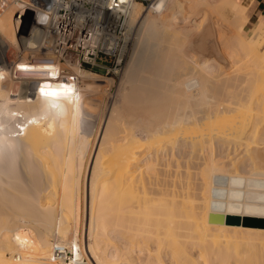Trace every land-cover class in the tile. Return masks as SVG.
I'll list each match as a JSON object with an SVG mask.
<instances>
[{
	"label": "bare ground",
	"instance_id": "1",
	"mask_svg": "<svg viewBox=\"0 0 264 264\" xmlns=\"http://www.w3.org/2000/svg\"><path fill=\"white\" fill-rule=\"evenodd\" d=\"M31 2L38 17L63 4ZM89 2L78 0V21L103 31L111 22L110 10L98 23L102 5L85 9ZM251 2L160 0L153 7L157 15L149 8L132 39L124 71L126 81L143 91L134 95L136 87H129L127 116L134 113L132 108L141 110L139 115L148 112L138 116L136 127L115 121L124 112L114 100L106 104L109 95L100 75L60 63L61 54L37 44L41 37L32 23L31 33L19 35L13 44L7 37L10 18L0 20V212L5 210L0 216L14 211L28 216L19 219L31 221L18 224L15 213V228L0 224V264H66L50 258L53 241L80 248L87 253V264H191L194 243L228 242L229 234L236 241L264 245V223L253 220L264 221L255 216L264 215V170L253 155L264 142V18L253 37L245 38L241 32ZM134 3L124 8L123 42L133 32L132 18V23L125 22ZM26 4L13 12L16 28L18 13L32 10ZM179 44L191 52L186 54L190 67L174 79ZM188 75L195 76L188 80ZM228 80L223 98L201 112H194L190 102L188 106L207 86ZM240 90L245 94L238 97L234 92ZM178 146L199 147L202 155L214 147L223 151L226 173L210 166L194 215L179 212L171 193L146 190L147 179ZM243 162L258 176L248 179L259 192H247V201L240 188L244 177L237 172ZM211 214L239 218L214 223ZM81 216L88 227L87 251L78 236ZM204 248L197 264H207ZM214 250L211 246L209 251Z\"/></svg>",
	"mask_w": 264,
	"mask_h": 264
},
{
	"label": "rangeland",
	"instance_id": "2",
	"mask_svg": "<svg viewBox=\"0 0 264 264\" xmlns=\"http://www.w3.org/2000/svg\"><path fill=\"white\" fill-rule=\"evenodd\" d=\"M32 0H0V20H7V19H11L12 21L9 22L11 24V31H9V33H7V37L10 39V41H12L13 44L17 43V39L19 37V35L21 36H26V33L28 32V29L32 23V17H31V13L29 12L28 14H25L22 16L21 21L19 23V25L17 26L18 28L14 27V15L13 12L20 10V7L27 5L26 3H30ZM160 0H137L134 3V10H132L131 14H130V18H128L126 20L125 23H132L131 21H133V32L131 33L130 39H128V41H125L122 43L121 47H120V54L121 55H116L115 57H112L111 60H109V58H103L101 57V59L99 57H93V56H88V57H84L81 53L80 50H77V52H63L62 55H60V63H63L65 65H70V66H77L81 69L87 70L89 72H94L98 75H100V77H102V80L104 81V84L106 85V92L109 95L108 98L106 99V104L108 103L109 100H114L115 102H117L119 105H121V111L122 113L124 112V114H119V117L116 118V122H118L119 125H127L128 127H136V125L138 124V121H141V118L143 115H145L146 113H148L147 111H145L146 113L144 114H140L141 118L138 117L140 116L138 113V110L135 106L136 109H131L132 112H134L133 114H129V116H127V108H126V104H125V97L127 96L126 92L129 91V87H136V83L135 85L133 84V81L129 82L131 84H129L124 76V71H125V66L127 65V59L129 56V51L131 48V44H132V39L133 37L136 35V31L138 29L139 23L141 22V20L144 18V16H146L148 14V10H150L149 8L151 7V12L154 11L153 7L156 6V3L158 5V2ZM153 5V6H152ZM155 5V6H154ZM158 10V9H157ZM226 10V9H225ZM154 15H157V13H159V10L152 12ZM12 14V15H11ZM11 15V16H10ZM132 18V20L130 21V19ZM17 29V30H16ZM254 33V31H252ZM250 32V30L248 28H245V30H243L241 33L245 36V38L247 39H251L253 37V33ZM247 36V37H246ZM46 41L43 42L44 44H41V40H39V42L37 43L38 45L41 44V46H47L50 48V50L52 51V40L49 38L45 39ZM48 40V41H47ZM47 42V43H46ZM40 43V44H39ZM176 47V46H175ZM173 47V48H175ZM175 56H176V61H175V66L173 67V71L175 72V76L173 77L174 79H177V75L181 77V74L184 72L183 69L190 67V63H188L187 60V56L186 54L191 53L189 51V48L185 47L184 45L179 44V47L177 46L175 48ZM177 53V54H176ZM16 55L19 57L20 53L18 54V52L16 53ZM120 62H116L117 59H120ZM184 58V59H183ZM82 59H87L88 62H84L82 61ZM80 64V65H79ZM183 70V71H182ZM182 71V72H181ZM180 74H179V73ZM192 75H188V80L190 79L189 77ZM195 76V75H194ZM192 76V78L194 77ZM179 78V77H178ZM232 78V77H230ZM191 80V79H190ZM220 82V81H219ZM218 86H215L213 84L207 86L208 90H204L202 91L200 95L197 96H193L191 97V99L188 102H190V108L192 110H194V112H201L203 111L207 106L211 105L212 103H214L215 101H217L218 99H221L224 97V95H227V91L226 89L229 88V86L231 85L229 80H228V84L227 81H223V83L220 85L218 84V82H216ZM131 85V86H130ZM223 85V86H222ZM138 87V88H137ZM136 89H134L135 93H133L134 95L138 94L136 93L137 91L143 92L142 90H140L141 87H139V85H137ZM214 88V89H212ZM129 89V90H128ZM206 89V88H204ZM140 90V91H139ZM224 91V92H223ZM133 92V91H131ZM206 94H205V93ZM226 92V93H225ZM126 94V96H125ZM234 94L238 97H241L242 95L245 94V92L243 90L234 92ZM182 103V108L184 107V99L183 101H181ZM189 106V104H188ZM127 111V112H126ZM141 111V110H139ZM141 113V112H140ZM147 116V115H146ZM133 124V125H131ZM139 126V125H137ZM260 138L259 141H261ZM264 141V139L262 140ZM261 141V142H262ZM264 142H262V144L260 143L261 148L264 149L263 147ZM259 145V146H260ZM258 146L257 149H255L256 151H254V161L256 166H258V168L264 170V150H261V148ZM200 148L196 147L195 149H191L187 146H178L175 148V155L170 158V159H163L158 167V172L155 176L153 177H149L147 179V192H149V194H152L153 192H161L163 194H168L171 193L170 195H172L174 197V200L176 202L177 205V210L179 212L182 213H187V210L191 211L193 214H191V212H189L191 215H194L198 212L197 207H196V203L199 197V188L202 185V182L204 180V177L206 175V173L208 172L209 168L211 165H215V167L217 168L215 171L218 174L221 173H226L224 172V168H222L221 165V160H222V148L219 147H214L212 150H208L205 149V153L204 155L201 154L200 152ZM256 152H258L259 155L256 154ZM262 152V153H260ZM256 154V155H255ZM239 155L233 156L232 160L235 158H238ZM248 163L247 162H243V164L239 165L240 167L238 168L237 172L238 174L242 175L244 177V181L243 183L240 185V188L245 191L244 193L246 194L249 191H253V192H259L258 188L257 190H255L253 188V186L251 185L250 181L248 180L251 177H258V176H254L251 175L248 172ZM264 178V177H262ZM253 188V189H252ZM260 193L264 192L263 188L260 189ZM251 191V192H252ZM244 195V194H243ZM248 194H246L245 196H243L246 200H248ZM247 196V197H246ZM252 201H255L254 197H250ZM243 198H241V201H245ZM228 200V199H226ZM246 200V201H247ZM249 199V201H251ZM245 201V202H246ZM262 204V203H261ZM188 207V209H187ZM155 208V207H154ZM1 210V209H0ZM5 211V210H3ZM1 211V212H3ZM12 211V210H11ZM0 212V214H1ZM8 212V211H7ZM4 212L6 213V215H8L6 217L3 216L4 213L2 214V216H0L4 219H2V222H0V224L2 225V223H4V226H7L9 228H15L17 225V223H15V217H17L18 219V224H26V223H30L31 221L28 219L23 220L24 218H27L28 216H22L20 214H18L17 212H11L12 216L9 214V212ZM16 213V215H15ZM15 215V217H13ZM25 215V214H24ZM241 215V210H240V214ZM10 216L14 219L11 220ZM255 216H257L258 218L260 217H264L263 214H256ZM21 217H24L22 219H19ZM223 218H226L225 216H222ZM10 221L6 219H9ZM239 218V217H237ZM81 220H79V224H78V236L81 240V244L83 246V249L86 248V245L88 243V227H87V223L85 220H83L82 216L80 218ZM255 221H261V219H253ZM1 221V220H0ZM22 221V222H21ZM25 221V222H24ZM7 222V223H6ZM21 222V223H20ZM82 222L84 224H82ZM7 225H6V224ZM228 234V233H227ZM46 238L48 241L51 242L52 237L46 234ZM208 241V239H206ZM204 240V241H206ZM228 242H220L219 244L216 245H211V242H202L197 243L193 246H191L190 251L193 252L194 254V260L193 262H191V264H197L196 263V258L197 255L200 253L201 249H203V247H205L204 249H207L208 252H206V255H204V259L206 262L207 259V264H264V245H259V244H255L252 245L250 243L241 241V240H237L236 238H233L232 235H228ZM205 243V244H204ZM200 244V245H198ZM204 244V245H202ZM247 245V246H246ZM215 247L214 251H209L210 248ZM263 246V248H262ZM239 247V248H238ZM251 247V248H250ZM220 248V249H219ZM87 251V248L84 249ZM220 253H219V252ZM217 253V254H215ZM7 255H9L7 253ZM87 256V253L85 254ZM89 258H90V254L88 253ZM88 257V256H87ZM221 257V258H220ZM202 260V259H201ZM229 260V261H228ZM222 261V262H221ZM137 263V262H136ZM204 264V261L201 262V264ZM150 264H154V263H150Z\"/></svg>",
	"mask_w": 264,
	"mask_h": 264
},
{
	"label": "built area",
	"instance_id": "3",
	"mask_svg": "<svg viewBox=\"0 0 264 264\" xmlns=\"http://www.w3.org/2000/svg\"><path fill=\"white\" fill-rule=\"evenodd\" d=\"M63 4L55 11L49 10L46 15L42 17L36 16V7L34 3L30 2L29 10L32 17V28L34 32L38 31L41 37V44H44L46 38L52 40V51L61 54L63 52H77L84 57L93 56L109 58L120 54V47L123 43V21L126 17L124 13L125 5L129 6L130 3L137 0H90L85 3V9L92 10L97 8L98 4L102 7L98 8L99 13L97 22L101 23L104 17V12L109 9L108 23L103 26V31H99L98 27L91 25L87 27V22L78 21V14L75 12L78 8V0H61ZM142 1V0H141ZM65 6V7H64ZM24 12L18 13L19 23ZM95 17V16H94ZM18 28V27H17ZM31 26L28 29V34L31 33ZM40 44V45H41ZM47 47V46H46ZM49 48V47H48ZM50 49V48H49ZM88 62L87 59H82ZM117 59L116 62H120ZM80 65V64H79ZM50 258L55 261H61L66 264H87L88 258L85 253H82L80 248L70 245L64 241H53L50 248Z\"/></svg>",
	"mask_w": 264,
	"mask_h": 264
},
{
	"label": "crops",
	"instance_id": "4",
	"mask_svg": "<svg viewBox=\"0 0 264 264\" xmlns=\"http://www.w3.org/2000/svg\"><path fill=\"white\" fill-rule=\"evenodd\" d=\"M263 18H264V0H252L249 7L246 28H248L250 32L254 31L256 26L259 24L260 20H262Z\"/></svg>",
	"mask_w": 264,
	"mask_h": 264
},
{
	"label": "trees",
	"instance_id": "5",
	"mask_svg": "<svg viewBox=\"0 0 264 264\" xmlns=\"http://www.w3.org/2000/svg\"><path fill=\"white\" fill-rule=\"evenodd\" d=\"M217 216L216 217H214V218H212L211 219V215H210V217H209V219H210V221L211 222H214V223H221V222H228V223H234V222H236L237 221V217H226V218H223L222 217V215H219V214H216ZM220 219H219V218ZM235 218V219H234ZM217 219V220H216ZM224 219V220H223ZM226 220V221H225ZM263 223H264V221H262Z\"/></svg>",
	"mask_w": 264,
	"mask_h": 264
},
{
	"label": "water",
	"instance_id": "6",
	"mask_svg": "<svg viewBox=\"0 0 264 264\" xmlns=\"http://www.w3.org/2000/svg\"><path fill=\"white\" fill-rule=\"evenodd\" d=\"M213 216L216 217L217 215L216 214H211V219L214 218Z\"/></svg>",
	"mask_w": 264,
	"mask_h": 264
}]
</instances>
